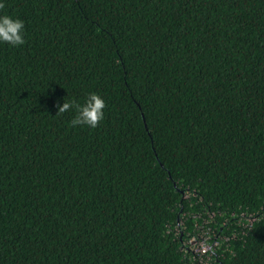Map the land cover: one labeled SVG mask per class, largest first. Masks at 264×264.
<instances>
[{
    "label": "trees",
    "instance_id": "obj_1",
    "mask_svg": "<svg viewBox=\"0 0 264 264\" xmlns=\"http://www.w3.org/2000/svg\"><path fill=\"white\" fill-rule=\"evenodd\" d=\"M0 3V264H264V0Z\"/></svg>",
    "mask_w": 264,
    "mask_h": 264
},
{
    "label": "clouds",
    "instance_id": "obj_2",
    "mask_svg": "<svg viewBox=\"0 0 264 264\" xmlns=\"http://www.w3.org/2000/svg\"><path fill=\"white\" fill-rule=\"evenodd\" d=\"M5 8L4 3H0V10ZM24 21L19 18H13L7 14L0 15V43H6L12 47H18L25 44ZM58 113L74 111L75 117L71 120V126H87L96 128L104 119L105 101L97 93H90L83 104L72 100L64 101L57 105Z\"/></svg>",
    "mask_w": 264,
    "mask_h": 264
},
{
    "label": "rangeland",
    "instance_id": "obj_3",
    "mask_svg": "<svg viewBox=\"0 0 264 264\" xmlns=\"http://www.w3.org/2000/svg\"><path fill=\"white\" fill-rule=\"evenodd\" d=\"M202 231V234L200 233V236H201V240L200 241H203V242H199V246H198V249L200 250V252L203 254V253H205L204 251H203V249L204 248H207V246H206V244L204 243L205 241H204V239L205 238H208V236H210V233H207V234H205L206 233V229L205 230H201ZM205 235H207V236H205ZM196 240V238L195 239H193V238H191V243L193 244V245H197V243H195V242H198V241H195ZM195 243V244H194ZM204 244V245H203ZM206 250V249H205Z\"/></svg>",
    "mask_w": 264,
    "mask_h": 264
},
{
    "label": "built area",
    "instance_id": "obj_4",
    "mask_svg": "<svg viewBox=\"0 0 264 264\" xmlns=\"http://www.w3.org/2000/svg\"><path fill=\"white\" fill-rule=\"evenodd\" d=\"M204 245V244H203ZM206 248L203 249V251H205Z\"/></svg>",
    "mask_w": 264,
    "mask_h": 264
}]
</instances>
